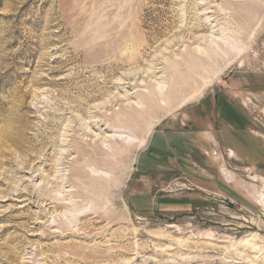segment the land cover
<instances>
[{
    "label": "rangeland",
    "instance_id": "rangeland-1",
    "mask_svg": "<svg viewBox=\"0 0 264 264\" xmlns=\"http://www.w3.org/2000/svg\"><path fill=\"white\" fill-rule=\"evenodd\" d=\"M232 2L0 0V264H264L242 190H264V6L244 68L220 62L144 129L118 118L180 54L241 31ZM121 134L145 135L128 163Z\"/></svg>",
    "mask_w": 264,
    "mask_h": 264
},
{
    "label": "bare ground",
    "instance_id": "bare-ground-1",
    "mask_svg": "<svg viewBox=\"0 0 264 264\" xmlns=\"http://www.w3.org/2000/svg\"><path fill=\"white\" fill-rule=\"evenodd\" d=\"M232 4L237 8L236 13H233L235 21L243 23L241 31H239V33L237 34L228 32L227 35H224L223 33L222 39L211 38V40L209 41L211 42L210 44L214 47L209 52L204 53L199 51L200 48H196L195 51H190L186 55L180 54V59L173 60L169 64V66L164 68L166 70L165 74L167 78L165 79L164 86H161L159 83H157L156 86H152L153 84H146V87L148 88L147 91L137 94V96H139L138 98L140 99L141 105L143 104L144 106L142 105V107L140 108L134 104H128V106L122 108V111L118 116L121 121L120 123L123 122L126 127L130 128L131 130L136 128L144 129L148 125L150 118L153 115L157 114V112L161 108L163 110L169 111L176 107H182L184 104L193 100V92L196 91V85L201 80H209L208 77L215 72L220 62L227 61V63L229 64L240 62L243 68L246 66L247 59L244 61L242 56H246L248 50L251 51L250 49H252L253 40L249 31L255 25V22L259 21V17L264 6V0H236V2H232ZM152 67L153 66H150L149 68L152 69ZM152 73L153 72H151L150 74L152 75ZM148 78H150V76H148ZM206 137L208 139H211L208 133H206ZM118 140L124 142V145L127 144L125 148L123 147V149H119L117 152L120 160L122 159L124 163H128L131 161L134 145H136L135 147L137 148L144 146L145 135L143 134L141 138H138L137 142L133 141L132 139L129 140L128 138H123V135L122 138H118ZM95 147L97 149L98 146ZM227 153L229 154V158H234L235 154L232 150ZM105 163L106 161L101 164ZM219 170L225 177V181L227 183L237 184V180L235 178L236 176H234V174L229 171L230 169L228 170L224 165H221L219 167ZM95 178H99L98 180L103 181L102 179L104 177L100 176ZM249 181L255 183L257 180L255 179V177H251L249 178ZM260 181L262 182V184H264V179ZM99 188L97 186L95 187L96 190H98ZM242 190L243 193L248 197L257 200L259 199V205L264 208V190H262V192H259V194L251 193L249 191V188H242Z\"/></svg>",
    "mask_w": 264,
    "mask_h": 264
},
{
    "label": "crops",
    "instance_id": "crops-1",
    "mask_svg": "<svg viewBox=\"0 0 264 264\" xmlns=\"http://www.w3.org/2000/svg\"><path fill=\"white\" fill-rule=\"evenodd\" d=\"M207 133L209 134V136H210L211 139H208V138L206 137V133L203 134V135H204V138H205L206 140H208V142H210L212 145H214L216 142H215L214 137L212 136L213 134H211V133H209V132H207Z\"/></svg>",
    "mask_w": 264,
    "mask_h": 264
}]
</instances>
